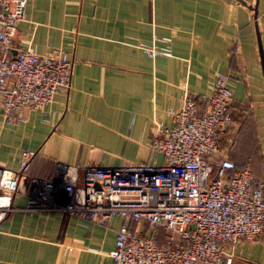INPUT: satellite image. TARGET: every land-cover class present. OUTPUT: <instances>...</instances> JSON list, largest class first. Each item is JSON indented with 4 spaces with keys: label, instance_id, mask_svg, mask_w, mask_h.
<instances>
[{
    "label": "crops",
    "instance_id": "obj_1",
    "mask_svg": "<svg viewBox=\"0 0 264 264\" xmlns=\"http://www.w3.org/2000/svg\"><path fill=\"white\" fill-rule=\"evenodd\" d=\"M17 28L15 47L67 51L72 73L69 89L42 107L57 112L50 121L39 109L13 124L0 116V165L16 168L23 147L36 149L28 172L46 177L59 162L145 160L153 120L170 124L167 110L181 105L185 90L208 94L224 73L233 119L220 132V153L239 162L259 146L264 175V0H27ZM152 42L172 55H147L140 45ZM26 203L17 193V207L0 222V264H112L119 215L102 225ZM226 250L230 264H264V228Z\"/></svg>",
    "mask_w": 264,
    "mask_h": 264
},
{
    "label": "built area",
    "instance_id": "obj_2",
    "mask_svg": "<svg viewBox=\"0 0 264 264\" xmlns=\"http://www.w3.org/2000/svg\"><path fill=\"white\" fill-rule=\"evenodd\" d=\"M26 4L0 0V116L9 124L24 121L25 110L39 109L46 122L56 117L42 107L69 89L72 73L67 51L15 47ZM140 47L151 57L172 55L167 45ZM210 88L208 94L185 90L181 105L167 110L170 124L153 120V154L145 160L59 162L46 177L28 172L36 149L23 147L16 168L0 165V222L22 193L29 209H60L102 225L119 215L112 264H230L226 245L263 231L264 179L248 158L237 163L220 153V132L233 119L228 75L216 73Z\"/></svg>",
    "mask_w": 264,
    "mask_h": 264
},
{
    "label": "trees",
    "instance_id": "obj_3",
    "mask_svg": "<svg viewBox=\"0 0 264 264\" xmlns=\"http://www.w3.org/2000/svg\"><path fill=\"white\" fill-rule=\"evenodd\" d=\"M249 125H250L249 126L250 127V131H249V134L247 135V138H248V140L250 138V141H251L252 135L254 133H256V126H255V122L254 121H252V123L249 124ZM255 148H256V150H255L256 151V154L250 155V156L248 155L245 158H248L249 159L250 166H251V169H252L254 175L257 176L260 179H264V175H263V172H262L263 170H262V167H261L262 166V162H261V160H262L261 149H260L259 146H256ZM242 161H244V160H242ZM242 161H239V162H242Z\"/></svg>",
    "mask_w": 264,
    "mask_h": 264
},
{
    "label": "water",
    "instance_id": "obj_4",
    "mask_svg": "<svg viewBox=\"0 0 264 264\" xmlns=\"http://www.w3.org/2000/svg\"><path fill=\"white\" fill-rule=\"evenodd\" d=\"M258 45H259V55H260V59H261V65H262V70H263V76H264V59H263V53L261 50V44L260 41L258 40ZM14 52V51H13Z\"/></svg>",
    "mask_w": 264,
    "mask_h": 264
},
{
    "label": "rangeland",
    "instance_id": "obj_5",
    "mask_svg": "<svg viewBox=\"0 0 264 264\" xmlns=\"http://www.w3.org/2000/svg\"><path fill=\"white\" fill-rule=\"evenodd\" d=\"M162 157H160V155L158 156V160H160Z\"/></svg>",
    "mask_w": 264,
    "mask_h": 264
}]
</instances>
